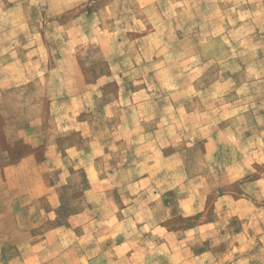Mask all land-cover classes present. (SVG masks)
Segmentation results:
<instances>
[{
	"label": "rangeland",
	"instance_id": "obj_1",
	"mask_svg": "<svg viewBox=\"0 0 264 264\" xmlns=\"http://www.w3.org/2000/svg\"><path fill=\"white\" fill-rule=\"evenodd\" d=\"M43 7L48 22L66 23L65 34L51 31V40L81 39L50 50L76 51V69L89 87L83 116L105 144L107 169L126 159L136 178L152 162L140 160L135 148L109 146L113 138L144 134L157 141L156 171L148 181L134 179L127 193L146 198L158 182L167 218L151 235L127 237L143 214L116 225L111 197L123 188L107 189L104 210L113 219L84 237L39 241V261L174 264L198 256L194 264H264V0H48ZM51 65L65 72L67 89L78 86L73 62ZM190 203L196 211L176 212ZM197 226V236L178 237L176 246L190 248L177 259L153 252L157 229L169 238Z\"/></svg>",
	"mask_w": 264,
	"mask_h": 264
},
{
	"label": "crops",
	"instance_id": "obj_2",
	"mask_svg": "<svg viewBox=\"0 0 264 264\" xmlns=\"http://www.w3.org/2000/svg\"><path fill=\"white\" fill-rule=\"evenodd\" d=\"M47 1L0 0V264H42L37 248L49 236L63 242L66 236H86L91 227L97 231L104 221L113 219L104 210L107 189L123 188L116 198L111 192L114 205H118L114 210L119 211L116 225L132 222L138 212L143 214L141 223L127 237L151 235L149 231L167 218L158 182L156 187L151 185L146 198L137 199L127 193L134 179L148 181L149 174L156 171V140L149 143L144 134L135 140L125 134L109 144L124 146L126 152L135 148L144 162L151 157L150 166L142 169L139 177L129 175L136 168L126 159L109 169L102 161L105 144L83 116L84 94L89 87H83L82 71L76 69V51L67 55L50 50L54 45L77 46L81 39H50L51 31L65 34L66 23L48 22L43 7ZM73 25V30H78ZM66 61L73 62L75 78L79 77L78 86L70 89L61 79V72H65L51 65ZM55 72L59 77L52 79ZM122 124L123 120L115 122L117 128ZM110 173H124L125 177ZM224 198L218 196L217 202ZM190 205L185 208L187 212L179 207L176 212L188 215L196 211ZM216 208L220 214L222 207ZM198 227L174 232L175 236L169 238L157 229L151 236L158 238L153 252L174 254L177 259L179 253L190 248L188 242L176 246L178 237L188 236L189 240L199 234ZM211 235L219 234L214 231ZM172 238L176 240L172 242ZM68 247L60 253H67ZM197 259L182 257L174 264H194ZM214 262L217 264V259Z\"/></svg>",
	"mask_w": 264,
	"mask_h": 264
}]
</instances>
